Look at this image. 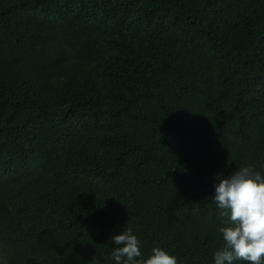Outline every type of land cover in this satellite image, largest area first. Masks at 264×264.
I'll return each mask as SVG.
<instances>
[{
  "label": "trees",
  "instance_id": "obj_1",
  "mask_svg": "<svg viewBox=\"0 0 264 264\" xmlns=\"http://www.w3.org/2000/svg\"><path fill=\"white\" fill-rule=\"evenodd\" d=\"M242 167L264 175V0H0V264H116L127 228L214 264Z\"/></svg>",
  "mask_w": 264,
  "mask_h": 264
},
{
  "label": "clouds",
  "instance_id": "obj_2",
  "mask_svg": "<svg viewBox=\"0 0 264 264\" xmlns=\"http://www.w3.org/2000/svg\"><path fill=\"white\" fill-rule=\"evenodd\" d=\"M213 200L226 218L217 229L221 244L214 253V264H264V175L242 167L219 179ZM111 241L116 245L112 252L116 264H177V258L160 247L144 258L130 228Z\"/></svg>",
  "mask_w": 264,
  "mask_h": 264
}]
</instances>
